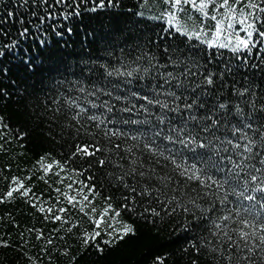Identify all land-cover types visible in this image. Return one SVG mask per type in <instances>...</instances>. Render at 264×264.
<instances>
[{"label":"snow or ice","instance_id":"obj_1","mask_svg":"<svg viewBox=\"0 0 264 264\" xmlns=\"http://www.w3.org/2000/svg\"><path fill=\"white\" fill-rule=\"evenodd\" d=\"M88 2L0 0V25H19L15 33L0 27V58L23 42L26 53L37 50L20 57L15 72L0 66L18 88L0 87V100L22 93L47 139L72 142L65 160L45 153L37 161L66 189H54L55 207L17 176L0 203L20 199L58 222L53 233H63L67 264H96L93 255L99 260L136 237L132 216L154 226L170 222L183 240L151 264H264V0H139L129 22L113 20L99 33L82 19ZM90 2L93 13L121 5ZM81 28L80 50L70 51L75 41L64 37ZM10 133L0 115V140ZM96 170L110 195L92 182ZM29 231L56 243L43 230ZM15 248L0 239V251ZM19 253L26 255L23 247ZM27 264L39 260L28 256Z\"/></svg>","mask_w":264,"mask_h":264},{"label":"trees","instance_id":"obj_2","mask_svg":"<svg viewBox=\"0 0 264 264\" xmlns=\"http://www.w3.org/2000/svg\"><path fill=\"white\" fill-rule=\"evenodd\" d=\"M138 2L139 0H121V5L115 10L107 8L93 13L89 11L92 7L89 0L88 3L81 6L82 19L85 24L91 23L99 33L101 26L106 29L113 20H118L121 25L129 22L131 13L128 12V9L132 8L135 11ZM132 19L139 18L132 17ZM64 23L67 24V22ZM147 23L151 26L158 22L149 20ZM9 26H11L13 33L19 27L18 24L11 25L10 22L0 25V27L6 29ZM67 26L73 25L67 24ZM136 27H144V25H136ZM53 39H60V37H53ZM64 39L70 42L75 41L72 48L69 49L70 51H79L80 44L84 39L82 28L78 34L65 35ZM25 48H28V44L23 42L15 53L9 54L7 58H0V66L6 65L13 68V72H15L14 66L19 63L20 57L35 54L37 51L33 48L26 53ZM116 54L119 55L118 52ZM15 79L16 76L13 73L0 76V87L8 88L14 93L18 92L17 85L12 83ZM34 80L35 78L30 80L29 83L31 84ZM30 104L31 101H26L22 93L17 94L12 102L0 100V115L5 117V121L12 130L7 142L0 140V143H5L6 149V151H0V193L6 190L11 177L17 176L25 180V184L31 187L34 194L41 196L44 201L53 204L55 207L56 193L54 189L57 187L62 190L66 189L64 185L59 183V177L52 174L45 176L39 171L37 161L45 153H51L58 160H65L72 150V142L69 140L65 143L59 137H56L55 140L47 139L45 137L46 127L44 125L37 127L39 120L35 117L31 119L28 117ZM34 111H39V109ZM20 131L28 132L30 135L18 139L16 135ZM69 166L77 167L78 163H74L69 159ZM102 171L96 170L93 172L95 179L92 182L97 184L101 196L110 195L111 189L107 185ZM87 175L85 173V176ZM42 176L43 179H41ZM83 178L81 177V179ZM61 199L63 198L61 197ZM96 204L98 206L102 205V201L97 198ZM80 215L82 214L74 213L73 218ZM121 215L123 219H129L124 212ZM131 219L137 223L138 235L131 239L125 238V241H121L113 247L107 256L99 260L93 255L91 259L96 264H151V260L155 255L171 254L183 244V240L177 242L176 236L172 234V224L170 222H161L154 226L150 221H145L142 218L137 219L136 216H132ZM81 224L84 228L91 229L93 227L87 217L81 219ZM57 227L58 222L44 219V214L39 213L27 203H22L20 199L0 203V239H8L16 245L15 249L0 251V264H27L28 256H31L34 260L38 258L39 264H67V259L59 251L65 246L64 241L58 238V235H63V233H53V229ZM30 229L43 230L46 236L51 234L53 239L56 240L55 245H46L43 240H37L36 232L29 231ZM21 234H23V240L20 239ZM25 242H28L27 247H25ZM67 243L72 244L73 241L69 239ZM21 247L24 248L26 255L19 253ZM44 248H48L50 253L46 254L43 251Z\"/></svg>","mask_w":264,"mask_h":264}]
</instances>
